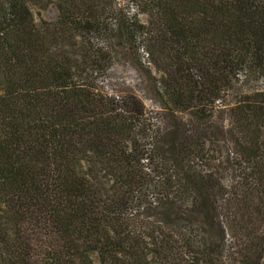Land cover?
Returning <instances> with one entry per match:
<instances>
[{
  "label": "trees",
  "instance_id": "1",
  "mask_svg": "<svg viewBox=\"0 0 264 264\" xmlns=\"http://www.w3.org/2000/svg\"><path fill=\"white\" fill-rule=\"evenodd\" d=\"M139 43L161 124L102 85ZM254 77L264 0H0V264H264Z\"/></svg>",
  "mask_w": 264,
  "mask_h": 264
},
{
  "label": "rangeland",
  "instance_id": "2",
  "mask_svg": "<svg viewBox=\"0 0 264 264\" xmlns=\"http://www.w3.org/2000/svg\"><path fill=\"white\" fill-rule=\"evenodd\" d=\"M32 9L37 22H41L42 19L54 21L57 17V10L54 6L49 7L45 11L37 10L36 8ZM136 14H138V10L132 5L129 10V15L133 16ZM138 19L143 24H147V19L144 15L138 14ZM141 47L145 48L144 44L139 43V49L137 51L127 50L128 47L118 48L119 56L116 63L103 79L102 85L105 91L111 94L121 93L123 90H130L142 101L147 112L152 113L156 117L153 120L154 123L161 124L164 115L163 103L158 96L156 88L152 86L154 79L158 78V74L154 71L153 67L150 69L143 61ZM246 87L264 90V80L254 77L248 81ZM230 99L232 98L229 97ZM225 176L230 177L229 174H225ZM211 237L212 239H217L215 231L212 232ZM226 240L228 242L230 241L227 235Z\"/></svg>",
  "mask_w": 264,
  "mask_h": 264
},
{
  "label": "built area",
  "instance_id": "3",
  "mask_svg": "<svg viewBox=\"0 0 264 264\" xmlns=\"http://www.w3.org/2000/svg\"><path fill=\"white\" fill-rule=\"evenodd\" d=\"M142 53H143V55L145 56L144 58H145V60H146V58H148V55L145 53V51H142Z\"/></svg>",
  "mask_w": 264,
  "mask_h": 264
}]
</instances>
